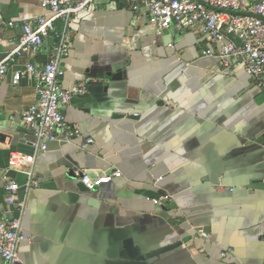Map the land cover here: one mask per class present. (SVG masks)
Segmentation results:
<instances>
[{"label": "crops", "instance_id": "obj_1", "mask_svg": "<svg viewBox=\"0 0 264 264\" xmlns=\"http://www.w3.org/2000/svg\"><path fill=\"white\" fill-rule=\"evenodd\" d=\"M41 1L0 0V61L23 21L46 12ZM70 38L64 87L91 81L63 111L95 143L50 141L35 166L40 185L28 192V167L11 153L35 152L24 112L36 78L15 86L13 72L44 64L54 40L35 58L17 55L0 80V181L15 179L28 205L17 264H264V91L256 81L203 55L216 45L199 30L160 33L126 0H97L74 18ZM117 171L92 191L81 181ZM166 194L171 202L154 203Z\"/></svg>", "mask_w": 264, "mask_h": 264}, {"label": "built area", "instance_id": "obj_2", "mask_svg": "<svg viewBox=\"0 0 264 264\" xmlns=\"http://www.w3.org/2000/svg\"><path fill=\"white\" fill-rule=\"evenodd\" d=\"M96 1L42 0L41 6L46 12L23 21V34L15 49L0 61L1 80L9 74L10 62L16 61L17 55L26 54L35 58L43 51L47 39L54 40L44 64L31 60L24 69L13 72L12 81L15 86L20 84L24 76L32 75L36 78V100L24 112V123L34 135L35 152L11 153L14 165L28 167L25 171L28 178L26 192L40 185L35 166L39 154L47 151L50 141L83 139L81 147L84 150L95 143V139L85 138L82 129L69 121L63 106L70 104L74 95L85 93L91 81L88 78L71 90L64 87L65 60L71 55L72 48V21L79 14L90 11ZM126 3L138 16L146 11L160 33L169 29L179 32L199 30L216 45L203 50V55L218 56L227 66L243 67L264 91V21L236 13L249 11L264 16V0H126ZM121 175L119 171L101 176L83 174L81 181L92 191ZM1 189L7 194L5 206L0 210V264H17L20 261L21 244L27 240L23 226L28 208L27 199L20 196L21 185L7 173L0 181ZM153 201L164 205L172 201V195L166 194ZM202 236L211 238L210 233ZM231 252L228 249L223 252V256Z\"/></svg>", "mask_w": 264, "mask_h": 264}, {"label": "water", "instance_id": "obj_3", "mask_svg": "<svg viewBox=\"0 0 264 264\" xmlns=\"http://www.w3.org/2000/svg\"><path fill=\"white\" fill-rule=\"evenodd\" d=\"M210 8L215 9V10L223 11L222 9H217V8H215V7H210ZM236 13H238V14L250 15V16H253V17L259 18V19H261V20L264 21V16H262V15H258V14H255V13H253V12H249V11H248V12L240 11V12H236ZM173 246H174V245H168V246L162 247V248H160V249H157V250L153 251L152 253H150V254L148 255V257H152V256H155V255H158V254L164 253V252H166V251H169L170 249L173 248Z\"/></svg>", "mask_w": 264, "mask_h": 264}]
</instances>
